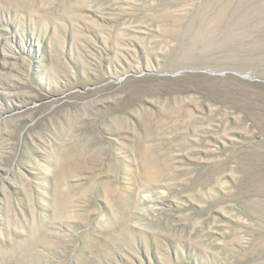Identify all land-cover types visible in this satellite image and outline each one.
Listing matches in <instances>:
<instances>
[{"label": "rangeland", "instance_id": "1", "mask_svg": "<svg viewBox=\"0 0 264 264\" xmlns=\"http://www.w3.org/2000/svg\"><path fill=\"white\" fill-rule=\"evenodd\" d=\"M0 264H264V0H0Z\"/></svg>", "mask_w": 264, "mask_h": 264}]
</instances>
